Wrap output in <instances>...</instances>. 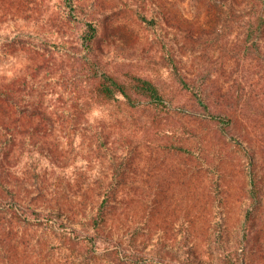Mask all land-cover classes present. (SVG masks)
<instances>
[{"label": "rangeland", "instance_id": "rangeland-1", "mask_svg": "<svg viewBox=\"0 0 264 264\" xmlns=\"http://www.w3.org/2000/svg\"><path fill=\"white\" fill-rule=\"evenodd\" d=\"M78 1L73 18L63 0H0V262H83L86 247L11 206L80 217L114 185V221L135 233L146 264H167L160 255L172 246L188 264H264V36L247 39L244 20L220 18L217 0ZM90 21L103 68L152 78L165 106L89 95L80 35ZM192 85L234 130L208 116ZM96 255L90 264H105Z\"/></svg>", "mask_w": 264, "mask_h": 264}, {"label": "trees", "instance_id": "trees-1", "mask_svg": "<svg viewBox=\"0 0 264 264\" xmlns=\"http://www.w3.org/2000/svg\"><path fill=\"white\" fill-rule=\"evenodd\" d=\"M66 4L69 16L79 18V11L83 9V5L78 0H63ZM154 0L153 2H155ZM218 4L221 2L223 8L219 7V17L226 18V20H237L239 17L244 20L245 32L247 39L259 40L264 36V0H217ZM238 6V7H236ZM223 13H226L223 16ZM157 16L149 22L155 24ZM142 17L148 20L146 14ZM160 17V14H159ZM227 22V23H228ZM98 25L94 21L87 23L86 29L81 33V42L87 51V63L93 73L90 77V85L88 86V93L94 99L103 103H110L120 97L126 99L131 105H137L141 102H148L149 104L157 106H165L167 103L166 96L160 86L150 77L133 72H119L111 69L103 68L100 61L96 57L94 50V43L98 36ZM257 40V41H258ZM100 66L102 69H99ZM185 85H190L183 79ZM194 93L198 100L208 112V116L218 122L225 132L236 128V120L234 117L223 111H212L207 94L205 90L195 85L188 87ZM242 144L245 139L241 140ZM253 154V152H252ZM250 161L253 164L255 158L250 155ZM251 199L253 204L257 205L261 201V185L260 180L256 178V174L251 169ZM109 197L90 211H86L83 216L67 214L63 209L55 208H41L32 207L29 205H18L11 208L15 211L16 217L26 222H33L39 225L46 224L60 233H56V237L60 236L62 239L71 241L75 245H82L87 250L79 253L76 258L83 255V262L78 264H90L93 256L100 252L106 259L105 264H146V252L141 244H138L135 233L126 234L121 232L120 228L114 221L113 212L111 209L112 200L110 196L115 193V186L109 185L107 188ZM255 205V206H256ZM250 217V216H249ZM142 242V241H141ZM42 252L45 249V242H39ZM140 247V249L138 247ZM83 250V249H82ZM144 251V252H143ZM181 248L167 247L160 255V262H167V264H188L183 260V253ZM143 254L141 255V253ZM55 253H49L52 257ZM97 259L100 256H97ZM243 261V260H242ZM13 264L6 262L4 259L0 264Z\"/></svg>", "mask_w": 264, "mask_h": 264}]
</instances>
